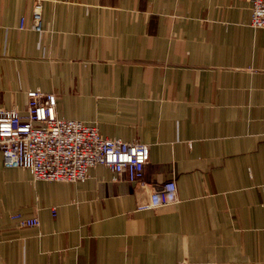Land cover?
I'll use <instances>...</instances> for the list:
<instances>
[{
	"label": "crops",
	"instance_id": "obj_1",
	"mask_svg": "<svg viewBox=\"0 0 264 264\" xmlns=\"http://www.w3.org/2000/svg\"><path fill=\"white\" fill-rule=\"evenodd\" d=\"M0 0V107L148 146L141 185L3 166L0 264H264V30L246 0ZM21 17L26 29L19 30ZM174 181L178 202L138 210ZM18 214L36 218L21 228Z\"/></svg>",
	"mask_w": 264,
	"mask_h": 264
},
{
	"label": "built area",
	"instance_id": "obj_2",
	"mask_svg": "<svg viewBox=\"0 0 264 264\" xmlns=\"http://www.w3.org/2000/svg\"><path fill=\"white\" fill-rule=\"evenodd\" d=\"M251 7L250 26L264 30V0H246ZM42 1L36 0L29 29L44 32ZM26 29L21 17L19 30ZM24 113L0 107V152L4 167L28 170L34 181L84 182L89 169L103 166L115 175H124L133 185H141L149 162L148 146L101 135L96 127L63 119L55 112V97L40 91L26 94ZM178 202L174 181L161 184L138 210L157 209ZM21 228L37 227L36 218L11 215Z\"/></svg>",
	"mask_w": 264,
	"mask_h": 264
}]
</instances>
